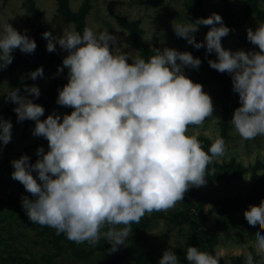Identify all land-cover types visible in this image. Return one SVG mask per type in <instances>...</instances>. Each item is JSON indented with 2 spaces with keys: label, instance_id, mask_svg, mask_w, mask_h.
Masks as SVG:
<instances>
[{
  "label": "clouds",
  "instance_id": "9594fccd",
  "mask_svg": "<svg viewBox=\"0 0 264 264\" xmlns=\"http://www.w3.org/2000/svg\"><path fill=\"white\" fill-rule=\"evenodd\" d=\"M201 25L210 28L204 41L196 42ZM172 27L187 44L216 54L209 66L228 73L239 95L231 125L242 140L264 141V23L247 29L246 39L259 49L248 52L222 47L221 39L231 29L217 13ZM42 37L48 52H55L57 45L67 52L58 74L67 68L68 82L58 89L56 103L73 110L41 120L44 107L20 89L4 95L6 102L17 105V121H34L32 135L48 142L46 153L42 146L37 149L35 163L28 155L12 160V178L32 194V199L22 198V207L34 224L53 228L77 244L95 246L103 238L115 252L145 214L167 211L190 188L205 185L208 165L228 150L219 134L207 151L198 134L188 135L190 126H202L206 118L220 121L213 116L210 95L185 75V68L198 70L202 61L167 47L148 60L116 54L119 38L92 27L83 33L65 27L59 36L45 31ZM36 47L27 30L22 34L0 17V69L12 63L15 49L32 54ZM28 75L33 81L42 78L43 67ZM24 91L40 96L36 85H25ZM12 127L10 120L0 118V144L11 141ZM245 220L251 232L264 230V206ZM253 241L256 256L264 261V234ZM184 259L188 264H221L222 257L218 251L188 246ZM158 264L181 260L168 248ZM245 264L258 262L248 253Z\"/></svg>",
  "mask_w": 264,
  "mask_h": 264
},
{
  "label": "rangeland",
  "instance_id": "374dc122",
  "mask_svg": "<svg viewBox=\"0 0 264 264\" xmlns=\"http://www.w3.org/2000/svg\"><path fill=\"white\" fill-rule=\"evenodd\" d=\"M66 1L72 15H80L87 7L83 18L85 27L97 31L108 30L119 38L117 48L113 49L116 54L125 52L131 57L148 60L156 54L157 49L162 51L167 47L190 52L199 58L203 48L197 50L187 44L185 39L175 35L172 27L174 23H186V20L194 22L200 18L198 11H202L206 18L212 13L219 14L223 23L231 29L229 35L221 39L224 49L259 51L258 46L252 45L246 36L248 28L255 30L258 23H264V1L249 13L246 8L249 0ZM30 8L35 11L34 16ZM245 13H248L249 21L242 27L233 25ZM37 15L40 16L39 20ZM0 17L9 20L22 34L27 30V35L36 44V23H39L42 33L51 31L54 36L61 35L65 27L78 31L77 24L63 16L59 0H0ZM194 35L196 42H203L205 31L202 25ZM46 44L42 37L44 48ZM50 54L63 60L67 52L57 45V50ZM210 55L211 60H216L214 52ZM128 62L131 63V59ZM10 65L0 69V114L5 113L10 105L4 95L19 87L23 72L22 65ZM201 66L202 63L198 70L185 68V75L193 82L200 83L203 91L210 95L213 116L220 121L206 118L202 126H190L188 135L198 134L202 148L207 151L219 134L224 138L228 150L224 157L208 165L205 185L190 188L183 201L167 211L145 214L139 223L131 225L133 231L129 232L125 246L115 252H111V244L103 238L95 246L87 242L77 244L63 234L57 235L53 228L29 220L22 207V198L33 197L19 181L12 178L14 168L11 161L28 155L29 162L35 163L38 159L37 149L42 146L46 153L48 142L40 143L45 138L32 135L34 121L25 120L21 124L12 120V139L6 146L0 144V264H138L139 258L144 260L143 264H158L168 248L176 252L181 264H188L184 259L188 246L204 252L218 251L222 257L221 264H245L248 253L258 264H264L255 254L253 241L264 234V230L251 232L245 220L251 211L264 206V141L242 140L235 132L231 120L234 110L239 107L238 95L231 94L232 109L224 110L220 106V101L224 99L223 82L218 78L201 80L194 75ZM54 76L53 70L43 67V77H38L27 86H38L41 98ZM24 87L21 95L39 104V98L31 97ZM53 112L62 117L68 114V107L55 102L51 109H45L40 119H46ZM33 175L35 177L36 173ZM207 238L212 242L209 249L205 243Z\"/></svg>",
  "mask_w": 264,
  "mask_h": 264
},
{
  "label": "trees",
  "instance_id": "16d2710c",
  "mask_svg": "<svg viewBox=\"0 0 264 264\" xmlns=\"http://www.w3.org/2000/svg\"><path fill=\"white\" fill-rule=\"evenodd\" d=\"M261 1H264V0H249L248 6L246 7L248 9L247 12L249 13V11L255 8L256 5ZM59 2L61 5V11H62L63 16H66L69 19H71L73 22H75L77 24L78 31L83 33V30L85 28L83 18L86 14L87 7L85 6V8L83 9L80 15H72L70 11L68 10L67 1L59 0ZM198 12L197 14L200 18H206L205 15L202 13V11H198ZM30 13L32 16L35 15V11L31 8H30ZM248 13H245V15L239 18V20L236 23L234 22L233 25H235L236 27L244 26L249 21ZM36 18L37 20H39L40 16L37 15ZM34 26H35V31L37 32V40H38L37 47L34 53L25 54V53H22L19 49H15L13 52L14 59L12 63L15 64V66L17 65L23 66L22 67L23 72L21 73V79H20V85L18 87V89H20V94L22 92L23 87L33 81L32 79L29 78V75H28L29 73H31L32 71H35L40 66L46 67L54 71L55 76L52 78L48 89L46 90L45 94L41 98L38 99V103L41 104V106H43L46 109V111H48L49 109L53 107V105L56 102V99L58 96V89H61L68 82L67 81V71L68 70L67 68H65L63 73L58 74V67H62L63 60L58 58L56 55H51L50 52H48L46 48L43 47L42 29L40 28L39 23H36ZM202 27L205 31V36H206L207 32L209 31L210 26L202 25ZM205 36L203 37L202 41H204ZM199 58L202 61V66L199 72L194 75H197L199 78H201V80L204 79V80L209 81V80H215L217 78L221 80L223 82V91H222L223 93L222 94H223L224 99L220 101V106L224 110L230 111L233 106V101L231 100V94L235 93L232 90L233 85H232L231 76L226 72L220 73L217 70L212 69L209 66L208 60H211V55L210 54L206 55L205 48H203L202 53L199 56ZM10 67L13 68L14 66L10 65ZM235 94L238 95V93H235ZM16 106L17 105L10 102L9 108L7 109L5 113L0 114V118L4 120H10V121L17 120L16 113L13 111V109ZM239 107H240V103H239ZM72 110H73L72 108L68 107V114H70ZM20 123L23 124L24 121ZM45 141L46 139H41L39 142L41 143ZM187 192L185 194H187ZM205 243L208 249L211 248L212 242L209 238L206 239ZM209 252H212V251L210 250ZM137 261H138V264L144 263V260L141 258L137 259Z\"/></svg>",
  "mask_w": 264,
  "mask_h": 264
}]
</instances>
